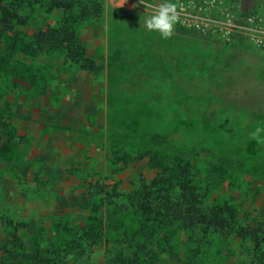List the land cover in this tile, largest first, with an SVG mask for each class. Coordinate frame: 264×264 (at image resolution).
<instances>
[{"label":"rangeland","instance_id":"obj_1","mask_svg":"<svg viewBox=\"0 0 264 264\" xmlns=\"http://www.w3.org/2000/svg\"><path fill=\"white\" fill-rule=\"evenodd\" d=\"M98 1L97 20L72 24L92 70L65 61L51 35V50L25 48L70 24L59 12L33 8L20 24L0 25V257L14 233L20 264L24 255L129 258L116 240L137 224L106 207L99 187L132 193L154 176V154L190 164L208 200L239 225L264 222V132L260 143L249 135L264 129V46L239 29L264 18V0H194L200 28L179 14L169 39L145 30L153 9L139 0ZM156 239L146 264L251 260L247 239L178 228Z\"/></svg>","mask_w":264,"mask_h":264},{"label":"trees","instance_id":"obj_2","mask_svg":"<svg viewBox=\"0 0 264 264\" xmlns=\"http://www.w3.org/2000/svg\"><path fill=\"white\" fill-rule=\"evenodd\" d=\"M33 8L44 12H59L70 24L58 27L42 35L34 44H26L45 52L51 50L46 39L51 35L62 45V56L70 64H80L84 70H92L93 62L84 57L78 46L72 24L86 20H97L101 15L98 0H0V25L20 24L24 21L25 10ZM24 23V22H23ZM149 168L155 170L147 184L140 185L128 195L121 194L115 186L99 187L106 207L120 215H130L137 228L118 234L117 245L130 249L125 258L122 250L111 257L112 264H146L155 259L154 247H160L157 234L169 228H178L184 233L199 234L200 238L216 233L225 238L232 236L247 239L250 244L249 264H264V222L255 227H244L235 221L234 214L219 205L214 199L208 200L207 190L196 181L192 166L174 157L154 154ZM109 188V190L107 189ZM11 242L3 249L5 256L0 264H20L14 260L12 249H18L17 237L9 234ZM18 256V254L16 255ZM24 264H54L52 259L35 255H24Z\"/></svg>","mask_w":264,"mask_h":264},{"label":"clouds","instance_id":"obj_3","mask_svg":"<svg viewBox=\"0 0 264 264\" xmlns=\"http://www.w3.org/2000/svg\"><path fill=\"white\" fill-rule=\"evenodd\" d=\"M139 3L153 9L152 13L144 20V28L149 32H157L161 38L169 39L174 34L175 25L179 22L180 16L177 5L169 0H161L158 5L146 3V0H139ZM264 129L257 127L251 132L250 138L261 142L260 136Z\"/></svg>","mask_w":264,"mask_h":264},{"label":"built area","instance_id":"obj_4","mask_svg":"<svg viewBox=\"0 0 264 264\" xmlns=\"http://www.w3.org/2000/svg\"><path fill=\"white\" fill-rule=\"evenodd\" d=\"M177 5V11L179 14L184 16V20L187 23L195 28H200L196 16L191 15V12H194L195 9L197 11L200 10L199 7L196 6L194 0H173ZM185 9H187L188 13H185ZM247 23L250 26H240L239 29L249 31V39L253 41L254 44H259L264 46V18L258 16H252L247 19ZM202 30V29H201Z\"/></svg>","mask_w":264,"mask_h":264}]
</instances>
